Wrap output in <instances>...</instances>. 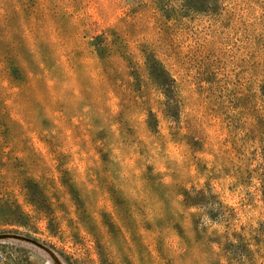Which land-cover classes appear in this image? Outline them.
<instances>
[{
  "label": "clouds",
  "instance_id": "1",
  "mask_svg": "<svg viewBox=\"0 0 264 264\" xmlns=\"http://www.w3.org/2000/svg\"><path fill=\"white\" fill-rule=\"evenodd\" d=\"M47 8L67 21L68 66L55 57V67L46 66L29 47L32 63L24 67L36 89L22 85L10 96L8 61H23L13 37L24 34L8 26L12 0H0V93L7 110L22 106L18 116L29 122L38 112L33 100L41 104L36 92L54 97L50 106L61 113L55 157L86 153L88 181L116 187L128 201V238L109 248L112 264H264V47L256 45L264 44V0H49ZM94 18L105 28L87 34ZM98 31L102 61L90 46ZM237 33L247 37L240 53L229 47ZM209 52L218 54L206 60ZM148 56L172 73L171 92L149 76ZM217 59L223 64H213V85L203 76ZM240 60L248 71L237 84ZM0 145L15 162L17 142ZM24 160L53 175L38 154ZM9 182L17 173L0 170V183ZM74 251L82 264H98L86 247Z\"/></svg>",
  "mask_w": 264,
  "mask_h": 264
},
{
  "label": "rangeland",
  "instance_id": "2",
  "mask_svg": "<svg viewBox=\"0 0 264 264\" xmlns=\"http://www.w3.org/2000/svg\"><path fill=\"white\" fill-rule=\"evenodd\" d=\"M24 1V0H21ZM39 5L31 14L32 33L37 29L36 25H44L47 36L59 42L63 47L61 52L54 54V57L65 67L68 66V58L71 54L70 49L66 46L64 37L68 33L65 27L67 21L61 16L54 20L48 15L47 5L49 0H39ZM69 3L75 0H68ZM91 3V0H89ZM20 7V8H19ZM18 8L21 10V6ZM91 12V8H89ZM71 9L69 10V13ZM119 15V9H116ZM24 17L12 18L10 25L12 30L22 25ZM76 22L74 16L71 17ZM112 20L110 23H114ZM92 23L94 29H89L87 34L92 31L104 29L103 20L94 18ZM59 24L62 31H57ZM30 25V24H29ZM104 36L103 31H98L94 37ZM247 40L243 33H237L233 38L234 43H229V47L235 49L237 53L241 52L240 38ZM87 38V35L84 37ZM257 50L264 47L260 40L256 41ZM90 46L95 50V41H90ZM51 49H56L52 47ZM99 51V50H98ZM99 60H103L107 54V49ZM97 52V50H96ZM218 53L209 52L205 57L211 60V57ZM257 53H254L250 59H255ZM77 57L81 54L75 53ZM48 66L55 67L51 58ZM88 64H92L90 58ZM213 64L217 70L222 66L223 61L215 60L205 67L203 79L209 84H218L217 74L212 71ZM240 71L235 72L236 83H240V78L248 71V66L244 60H240L236 65ZM258 64L252 65V68H258ZM231 70V69H230ZM3 72V69H0ZM171 73V72H170ZM172 74V73H171ZM7 83V82H4ZM4 83H0L3 87ZM229 84L230 82L226 81ZM35 90L36 85L32 83ZM139 91V84H137ZM19 93L18 88H9L8 94L16 95ZM41 104L33 105L38 112L32 115L31 122L18 116V112H24L20 105L12 111V116L24 124L26 137L16 138L17 145L22 149L16 151L15 162L8 161L10 149L0 145V170L8 168L17 173V182L12 184L0 183V264H82V261L76 259L74 250L86 247L98 264H112V257L109 252L115 243H118L122 237L128 238L127 229L123 226L128 223V201L116 187L103 182L90 183L86 175L88 168V156L86 153L78 155L72 152L69 159L66 155L55 157L53 145H58V140L53 133L61 127V113L54 110L50 105L55 104L54 97H43L36 92ZM3 97V94H2ZM32 100V96H29ZM10 106V101H6ZM172 115H175L173 110ZM47 118H44L46 117ZM49 117V119H48ZM31 123V124H30ZM27 124L29 126H27ZM35 124L39 126H35ZM149 124L152 128L157 127L154 118H150ZM218 130V129H217ZM14 131L19 133L18 129ZM211 131V130H210ZM101 137L103 134H100ZM14 140L13 136L4 138V144ZM71 146V138L64 145L65 153ZM37 155L49 165L53 175L51 177L42 174L38 170L36 161L33 160L31 165L26 164L24 160L25 153ZM83 157V159H82ZM105 163L108 161L107 155L99 157ZM67 163V168L65 164ZM31 168V171L26 170ZM73 169L75 171H73ZM38 182L40 188L46 192L47 204L40 200V196L34 188V182ZM31 201H37L36 207L32 206ZM39 216V222H35V217Z\"/></svg>",
  "mask_w": 264,
  "mask_h": 264
},
{
  "label": "trees",
  "instance_id": "3",
  "mask_svg": "<svg viewBox=\"0 0 264 264\" xmlns=\"http://www.w3.org/2000/svg\"><path fill=\"white\" fill-rule=\"evenodd\" d=\"M13 2V11L9 17L8 26L10 29H12L10 25V20L12 18H21V15L24 17V22L22 25H18L17 28L13 29L16 32H22L24 35H16L13 38L19 42V53L23 57V61H17L15 59H10L7 64V76L9 78L7 83L10 82L11 84L15 85V87L11 88H18L19 86L30 84L32 88L31 83V73L26 72L24 67V61H27L29 64L32 63L31 57L29 54V47L36 48L41 53L42 60L48 61L54 57V54L58 52H61L63 47L59 45L58 41H55L51 38V36H47L46 31L44 29V25H36L37 29L35 30V33H32V26L29 28V24L31 25V14L33 13L34 9L39 5V0H12ZM21 6V10L18 8V6ZM3 34V28L0 27V35ZM115 35V33H113ZM95 41V47L97 48V56L100 58L102 55H104L106 48L102 47V45L105 43V37L104 36H97L92 39ZM66 44V43H65ZM52 47L56 49H51ZM99 50V51H98ZM57 60V59H56ZM55 63V62H54ZM146 66L148 70V74L150 77H152L156 82H158L161 86H164L166 91L171 92V85L175 84V80L172 78V74L165 69V67L161 64L160 61H157L153 59L151 56H148L146 59ZM0 87H2L0 85ZM33 89V88H32ZM34 90V89H33ZM7 99H4L2 97V93H0V139L8 138L10 136H13V139L16 140V138H24L26 137V130L25 125L21 124V122L17 119H14L12 116V111H8L9 105L6 103ZM44 118H47L44 117ZM49 119V117H48ZM31 124V123H30ZM27 126H29L27 124ZM35 126H39L35 124ZM14 129H18L19 133L14 131ZM34 188L38 192L39 196L41 197L40 200L47 204L48 200L46 197V192L40 188V185L38 182H34ZM37 201H31L30 203L32 206L36 207Z\"/></svg>",
  "mask_w": 264,
  "mask_h": 264
}]
</instances>
